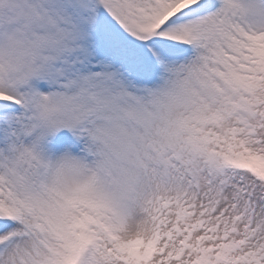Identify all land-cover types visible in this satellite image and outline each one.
<instances>
[{"label": "snow or ice", "instance_id": "snow-or-ice-1", "mask_svg": "<svg viewBox=\"0 0 264 264\" xmlns=\"http://www.w3.org/2000/svg\"><path fill=\"white\" fill-rule=\"evenodd\" d=\"M0 264H264V0H0Z\"/></svg>", "mask_w": 264, "mask_h": 264}]
</instances>
